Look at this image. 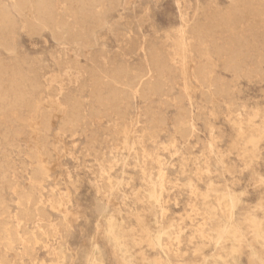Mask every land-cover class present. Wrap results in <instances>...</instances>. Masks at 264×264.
I'll return each mask as SVG.
<instances>
[{
  "label": "rangeland",
  "instance_id": "obj_1",
  "mask_svg": "<svg viewBox=\"0 0 264 264\" xmlns=\"http://www.w3.org/2000/svg\"><path fill=\"white\" fill-rule=\"evenodd\" d=\"M12 2L0 0L11 10ZM47 2L48 15L39 24L12 12L15 27H0L4 90L26 68L43 87L35 97L46 110L54 99L64 107L70 101L83 105V122L54 113L49 130L42 129L39 152L52 171L42 183V200L52 224L71 228L65 238L56 236L51 249H38L40 260L53 264L52 249L64 240V264H90L96 238L102 264H207L206 257L218 253L217 234L224 226L213 209L216 192L232 191L231 230L240 234L235 263L264 264L256 237L264 227V0H101L86 9L67 0ZM56 22L68 31L58 30ZM123 71L134 74L133 92L119 117L116 105L109 99L99 103L95 91L103 88L108 96L107 82ZM30 115L29 109L9 107L0 119L2 192L14 215L16 193L32 182L25 121ZM124 125L146 135L148 158L162 161L164 214L151 212L143 201L154 163L137 162L118 135ZM52 195L67 201V220L52 210ZM108 211L128 226L131 256L125 261L104 234ZM170 225L175 236L167 258L152 236ZM221 254L228 260L227 250Z\"/></svg>",
  "mask_w": 264,
  "mask_h": 264
},
{
  "label": "bare ground",
  "instance_id": "obj_2",
  "mask_svg": "<svg viewBox=\"0 0 264 264\" xmlns=\"http://www.w3.org/2000/svg\"><path fill=\"white\" fill-rule=\"evenodd\" d=\"M12 1V10L7 5H2L0 3L1 28L12 29L15 27L12 12H16L26 20L35 19V21H38L41 17L44 19V17L48 15V10L50 8L47 0ZM67 1L75 4L79 9H86L96 5L97 2L101 0ZM39 22L40 21H38V24ZM54 25L58 30H63L64 33L68 31L66 24L63 25L60 22H56ZM29 73L30 72L26 68H23L19 70L18 73L14 74V79L9 84L10 90H4L0 80V119L4 116L6 109L9 107L14 110H17V108L30 110L31 115L25 121H27L28 128L31 132L30 142L33 154L32 164L34 166L32 168L33 173L31 177L32 182L29 186L30 189H22L16 193L19 197L17 203L19 213L16 215L13 214L11 206L5 201L2 191L4 189L3 183L6 179V173L1 172L0 169V178L2 179H0V264H26L25 259H29L32 264H45L39 258L38 249L40 247L51 249V243L57 238L56 236L60 235L65 238L64 236L71 228V225L67 222L60 225L52 224L51 215L47 211V204L42 200V183L47 177L50 169L47 158L39 151L43 147L42 129L45 128V130H49L50 122H52V118H54L53 114L61 113L65 116L66 120L81 123L84 121L83 105L77 101H70L68 105L64 107L63 103L58 99H54L52 101L53 111L51 109L49 111L46 110L35 97L43 87H41L34 78L30 77ZM133 77L134 74L131 71L116 73V75L112 76L107 82V85L112 86L108 96H105L102 92L101 89L103 88L95 91L97 101L101 104H105V100L109 99L116 105V115L121 117L122 113L120 110L123 105H128L129 90L133 92L131 85H129V79ZM138 83L141 85V91L143 92L142 75L139 76ZM144 84L146 85V82H144ZM119 85H121V87ZM9 92L13 93L12 101H10ZM123 115L125 116L126 114ZM4 135L3 136L6 138L8 134L5 133ZM118 135H120L123 144L135 152V158L139 164L147 166L149 163H154L152 171L149 175L147 174L145 179V184L147 186L144 190L143 201L148 205L151 212L156 211L164 214V205L166 204V172L162 167L161 159L158 156L151 159L148 158L145 148L146 135H141L137 128L124 125L119 129ZM126 162L127 161H125V163ZM107 180L110 182L113 181L110 175H108ZM120 184H122V181H120ZM36 191L40 194L37 195ZM214 199L213 209L220 216L224 226L220 227L217 234L216 249L218 253L215 255H208L206 257V263L236 264V245L234 243L240 241V234L236 230H231L235 216V195L232 191L227 194L216 192ZM49 204H51L52 210L59 211L64 216L65 220L69 218L70 211L68 203L64 198L53 197ZM202 212L204 215L210 214L209 209L206 207H203ZM103 219L106 223L104 234L107 240L120 258L124 261L129 259L131 255L127 249L128 236L124 232V229L128 226H126V223L121 217L119 218L109 211L103 215ZM30 222L33 223L32 228L29 226ZM254 222L256 223L257 221L254 220ZM154 223L156 224L157 221L154 220ZM174 232V227L170 225V227L157 229L154 232V236H152V240L156 242L157 246L165 253L167 258L171 257L172 250H170L168 246L175 236ZM256 237L260 245L264 248V227H259L256 230ZM66 250V242L64 240L59 242L58 245L52 249V254L54 255L53 264H64ZM222 250H227L228 260L222 256ZM92 253L90 264H102L103 257L96 238L93 240ZM252 254L256 256V251L254 250Z\"/></svg>",
  "mask_w": 264,
  "mask_h": 264
}]
</instances>
